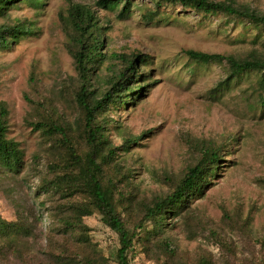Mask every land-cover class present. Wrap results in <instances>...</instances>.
<instances>
[{"label":"rangeland","instance_id":"rangeland-1","mask_svg":"<svg viewBox=\"0 0 264 264\" xmlns=\"http://www.w3.org/2000/svg\"><path fill=\"white\" fill-rule=\"evenodd\" d=\"M237 1L264 11V0ZM151 6L150 0H132L123 18L117 17L120 4L96 8L107 28L106 50L148 55L140 68L148 74L142 95L127 105L111 106L98 119L105 122L117 161L131 172L130 181L139 197L151 198L167 189L162 175L177 174L191 161L192 140L222 142L225 147L217 174L203 193L194 196L191 207L201 216L203 227L220 223L221 204L229 210L237 206L243 215L249 213L252 239L228 237L238 248L237 256L260 253L256 238L264 234V105L257 102V81L263 72L241 73L217 88L226 74L224 66L196 61L185 50L264 54V27L220 13L196 14L178 4L162 5L161 14L145 23L141 14ZM66 7V0H22L0 15V25L19 21L30 31L9 47L0 46V101L8 110L6 136L18 142L23 152L16 170L0 172V218L24 222L29 230L11 242L0 238L4 264H58L56 257L83 253V243L75 235L78 227L66 231L62 226L70 210L67 203L78 198L63 197L42 186L51 177L52 140L28 123L39 120L48 105L72 131L76 128L78 111L67 95L77 72L66 50L69 34L60 18ZM103 72L98 70L94 76L97 92L103 86ZM77 219L88 228V249L104 257L100 264H116L117 237L100 215L79 213ZM145 226H150L149 221ZM165 233L182 257L203 251L216 259L221 255L218 244L207 237L208 231L193 235L183 215L168 220ZM153 254L136 243L131 264H160ZM173 263L178 264L177 260Z\"/></svg>","mask_w":264,"mask_h":264},{"label":"trees","instance_id":"trees-1","mask_svg":"<svg viewBox=\"0 0 264 264\" xmlns=\"http://www.w3.org/2000/svg\"><path fill=\"white\" fill-rule=\"evenodd\" d=\"M22 0H0V15L7 13L9 7ZM37 3L39 0H29ZM66 13H60L69 41L66 50L73 59L77 72L76 83L67 95L78 111L76 128L70 129L65 120L55 114L47 105L37 121L28 123L42 131L52 140L54 157L48 162L51 177L43 180L46 191L59 193L63 197L77 196V200L67 203L68 216L62 226L76 232V239L82 244V255L56 257L58 264H100L104 257L94 248L88 249L90 239L88 228L78 220V215H91L96 211L111 231L116 234V264H131L134 245L152 251L160 264H264V234L256 238L260 253L250 256H237L238 248L231 237L252 239L251 216L243 215L235 206L229 210L220 205V223L216 226H201V216L191 207L195 195L204 192L217 174L223 159L225 145L209 139H195L189 144L192 159L180 172L165 173L162 181L167 189L151 198L139 197L130 181L129 169L120 167L116 147L111 145L106 135L104 121L99 116L116 104L127 105L134 102L145 89L143 82L148 74L140 71L147 63V54L127 53L105 49L104 32L107 29L100 20L97 9H108L120 4L117 17H125L132 6V0H95L93 5L75 0H66ZM141 18L145 23L153 22L160 14L164 4L180 5L196 14H224L247 20L264 27V11L237 0H150ZM97 8V9H96ZM29 26L23 22L0 25V46L9 47L19 36L29 33ZM192 59L204 63H217L225 68V77L217 88L228 83L241 73L259 70L257 102L264 105V54L255 51L244 56L233 53L203 52L185 50ZM98 70L103 72V86L97 92L94 76ZM34 81L33 75L30 77ZM8 110L0 101V172L17 169L23 152L18 142L6 136ZM107 118V117H106ZM110 119H108L109 121ZM127 142V140H126ZM127 148V146H126ZM128 150V149H126ZM183 215L188 229L194 235L207 232L221 250L219 258L210 252H199L193 257H182L171 238L165 233L168 220ZM150 226L146 227L145 222ZM198 221V222H196ZM21 221L0 218V238L6 241L20 239L28 233ZM0 264H4L0 261Z\"/></svg>","mask_w":264,"mask_h":264}]
</instances>
